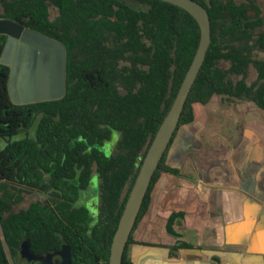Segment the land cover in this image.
<instances>
[{
    "label": "trees",
    "instance_id": "trees-1",
    "mask_svg": "<svg viewBox=\"0 0 264 264\" xmlns=\"http://www.w3.org/2000/svg\"><path fill=\"white\" fill-rule=\"evenodd\" d=\"M211 20L212 43L156 170L133 233L147 213L182 127L195 107L216 97L264 110V27L256 0H195ZM0 19L56 40L66 48V91L61 99L15 104L10 67L0 64V264H23L31 254L71 250V264H109L111 245L143 160L197 53L201 30L187 11L160 0H0ZM7 37L0 35V57ZM229 65L228 68L221 66ZM257 80L246 82L249 67ZM240 77V78H239ZM235 78H238L237 80ZM120 134L111 155L102 150ZM94 173L99 177L96 219L80 205ZM27 194L38 200L16 211ZM183 212L168 221L170 234ZM94 220V221H92ZM183 245L171 247L177 250Z\"/></svg>",
    "mask_w": 264,
    "mask_h": 264
},
{
    "label": "crops",
    "instance_id": "crops-1",
    "mask_svg": "<svg viewBox=\"0 0 264 264\" xmlns=\"http://www.w3.org/2000/svg\"><path fill=\"white\" fill-rule=\"evenodd\" d=\"M231 135L228 154L183 151L179 161L171 147L167 164L182 176L163 173L156 183L129 246L134 264H264V110L233 108ZM179 212L174 236L168 221Z\"/></svg>",
    "mask_w": 264,
    "mask_h": 264
},
{
    "label": "water",
    "instance_id": "water-1",
    "mask_svg": "<svg viewBox=\"0 0 264 264\" xmlns=\"http://www.w3.org/2000/svg\"><path fill=\"white\" fill-rule=\"evenodd\" d=\"M160 1L192 15L200 26L201 40L176 99L143 160L113 238L109 264L123 262L126 246L153 176L178 129L188 97L212 43L211 20L203 5L195 0ZM0 35L7 37L0 64L10 67L8 88L15 104L57 100L65 95L66 48L63 44L7 19H0ZM56 255L62 258L61 264H71V250L68 246L55 254L42 257L43 264H53L51 258Z\"/></svg>",
    "mask_w": 264,
    "mask_h": 264
},
{
    "label": "rangeland",
    "instance_id": "rangeland-1",
    "mask_svg": "<svg viewBox=\"0 0 264 264\" xmlns=\"http://www.w3.org/2000/svg\"><path fill=\"white\" fill-rule=\"evenodd\" d=\"M199 1H203L206 4L209 3L208 0ZM235 1L237 3H242L249 0ZM256 2L258 3V5H260L263 12L262 16L264 18V0H256ZM262 30H264V27L258 29L257 32ZM257 54L258 58L264 59L263 53ZM221 66L224 68L229 67V65L226 63H222ZM257 76L258 73L256 68L251 65L248 69L246 82L251 85L257 80ZM235 79L237 80L238 78ZM240 103L241 102L229 100L224 97H216L210 104L206 106L197 105L195 107V122L180 129L177 139L172 145V150L170 149L172 152L174 151V156L179 158L180 161L181 157L183 156V151L185 153L187 152L191 156L199 155L200 157L203 155H221L228 154L230 153V151L232 152L233 147L230 148L229 146H226L223 142V139L227 137L226 135L229 132H231V136L233 138V108L243 107L248 109L251 108V106L255 107V105L250 102H243L244 104ZM206 108H210V112ZM119 137L120 134L118 132H114L112 139L100 147L101 150L106 155H111L116 147ZM98 191L99 177L97 173H94L91 179V185L88 191L82 194V200L80 202V205H84L90 210L93 219H96L95 214L99 201ZM37 200L38 197L36 195L27 194L24 196L23 202L18 207H16L15 210L18 211L20 209L27 208L30 204ZM18 258L23 264H28L31 262H34L36 264H43L42 257H35L30 253L28 244L26 242L23 243V245L20 247Z\"/></svg>",
    "mask_w": 264,
    "mask_h": 264
},
{
    "label": "flooded vegetation",
    "instance_id": "flooded-vegetation-1",
    "mask_svg": "<svg viewBox=\"0 0 264 264\" xmlns=\"http://www.w3.org/2000/svg\"><path fill=\"white\" fill-rule=\"evenodd\" d=\"M44 61V60H43ZM57 253V252H56ZM52 254H55V253H52ZM33 255V254H32ZM47 255H51V254H47ZM47 255H41V256H35V255H33V256H35V257H46ZM20 261V260H19ZM51 261H52V263L53 264H61L62 263V258L60 257V256H53L52 258H51ZM28 264H36V263H28Z\"/></svg>",
    "mask_w": 264,
    "mask_h": 264
}]
</instances>
